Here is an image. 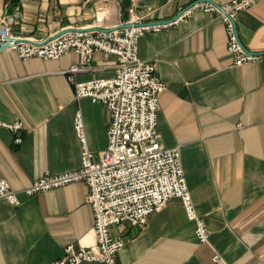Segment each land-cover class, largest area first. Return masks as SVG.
Here are the masks:
<instances>
[{"label": "crops", "instance_id": "0c3cea01", "mask_svg": "<svg viewBox=\"0 0 264 264\" xmlns=\"http://www.w3.org/2000/svg\"><path fill=\"white\" fill-rule=\"evenodd\" d=\"M201 1L0 0V23L8 20L20 39L42 42L65 29L113 28L128 19L130 9L140 14L147 6L153 11L149 20H171ZM234 21L245 49L259 60L234 65L225 23L202 9L137 40V55L153 60L166 83L158 95V140L180 146L186 183L209 237L197 241L182 201L171 198L142 226H111L124 241L117 264H218L214 254L225 264H264V0ZM78 61L74 51L57 59H23L14 50H0V120L23 125L16 133L0 128V178L20 200L14 206L0 199V264H50L66 244L95 241L83 181L33 196L22 192L47 171L80 165L73 127L78 111L95 158L107 145L106 106L76 98L63 72ZM115 64L116 56L95 51L92 68L77 79L110 78Z\"/></svg>", "mask_w": 264, "mask_h": 264}, {"label": "built area", "instance_id": "2783aa9c", "mask_svg": "<svg viewBox=\"0 0 264 264\" xmlns=\"http://www.w3.org/2000/svg\"><path fill=\"white\" fill-rule=\"evenodd\" d=\"M258 0H230L214 5L201 1L186 7L172 22L189 15L195 9L217 13L225 23L227 50L233 54L234 65L246 64L260 59V55L245 51L234 27L237 13L244 11ZM128 19L120 24H131L129 28L114 27L105 30H71L41 41H23L9 30V21L0 23V44L4 49L14 50L23 59L38 57L57 59L69 52H76L79 61L64 70L68 81L74 86L76 98H90L103 103L110 114L107 145L95 158L87 144L83 116L78 111L74 119V130L80 144V165L61 173L49 171L22 189L27 196L83 181L88 188L86 201L94 216L92 230L95 241L91 246L69 243L63 254L50 264H117L116 255L124 241L116 237L111 226L123 222L142 226L151 212L157 211L171 198L182 201L187 218L194 223L197 241L206 242L209 229L196 212L182 166L180 146H166L158 140L156 130L159 98L166 88L156 75L153 60H142L137 55L138 38L147 31H158L172 24L150 23L153 12L147 6L143 13L129 10ZM43 41V40H42ZM95 51L116 56L115 74L110 78L77 79V74L92 68ZM22 122L0 120V128L13 133L22 128ZM20 142V136L15 137ZM0 199L19 206L18 192L6 179L0 178ZM213 260L225 264L217 254Z\"/></svg>", "mask_w": 264, "mask_h": 264}, {"label": "water", "instance_id": "95a60500", "mask_svg": "<svg viewBox=\"0 0 264 264\" xmlns=\"http://www.w3.org/2000/svg\"><path fill=\"white\" fill-rule=\"evenodd\" d=\"M206 1H209L210 3H212V4H214V5H215V4L218 5V3L213 2L212 0H206ZM190 6H191V5H190ZM185 9H186V8H185ZM183 11H184V9H183L181 12H179L177 15H175L171 20H167V21H158V22H156V21H151L150 23L158 24V23H169V22H172L173 20L177 19V18L182 14ZM233 23H234L235 30H236V32H237L235 21H233ZM114 27H119V28H129V27H131V24H130V23H129V24H117V25H115ZM114 27H113V28L88 27V28H85V29H88V30H99V31H100V30L109 31V30L114 29ZM85 29H82V28H71V29L61 30V31L57 32L56 35H53V36H51V37H48V38L44 39V40L41 42V44L44 43V42H46V41L49 40V39L55 38L56 36L65 33V32H68V31H71V30H85ZM237 35H238V34H237ZM20 40H23V41H26V42L31 41V40H29V39H27V40H25V39H20ZM240 43H241L243 49L246 51L247 49H245V47H244V45L242 44L241 40H240ZM5 47H7L6 44H0V50L4 49Z\"/></svg>", "mask_w": 264, "mask_h": 264}]
</instances>
